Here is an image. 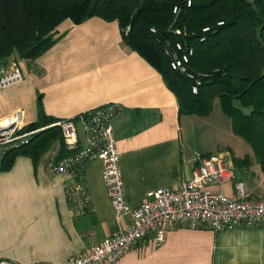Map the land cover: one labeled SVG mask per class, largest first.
Segmentation results:
<instances>
[{
  "label": "crops",
  "instance_id": "0c3cea01",
  "mask_svg": "<svg viewBox=\"0 0 264 264\" xmlns=\"http://www.w3.org/2000/svg\"><path fill=\"white\" fill-rule=\"evenodd\" d=\"M122 35L115 20L92 16L74 24L64 19L49 49L33 60L18 59L24 77L0 89V115L20 111L23 126L36 120L38 94L45 114L58 120L117 104L111 126L124 198L131 207L144 202L149 190L176 187L190 177L195 158L204 154L190 148L187 136L195 122H202L209 135L219 137L220 149L229 146L221 157L233 172L229 180L209 187L230 195L239 180L250 197L263 198L264 173L249 145L232 141L231 120L220 103L216 109L212 102L204 116L179 113L162 75ZM57 150L53 143L36 160L17 155L0 170V260L60 264L115 229L101 161H89L80 174L57 172L50 168ZM234 157L241 161L235 163ZM128 220L121 218L123 225ZM115 264H264V225L218 231L173 225L160 245L146 237Z\"/></svg>",
  "mask_w": 264,
  "mask_h": 264
},
{
  "label": "trees",
  "instance_id": "16d2710c",
  "mask_svg": "<svg viewBox=\"0 0 264 264\" xmlns=\"http://www.w3.org/2000/svg\"><path fill=\"white\" fill-rule=\"evenodd\" d=\"M92 16L117 21L124 43L175 94L179 113L204 116L218 98L233 133L250 144L264 173V0H0V63L35 59L55 43L54 30L64 19L78 24ZM187 47L193 53L185 70L173 69L172 54ZM57 120L45 114L38 94L36 120L18 132L43 129L2 152L0 170L17 155L36 160L53 143L56 160L74 153L59 126H49Z\"/></svg>",
  "mask_w": 264,
  "mask_h": 264
},
{
  "label": "built area",
  "instance_id": "2783aa9c",
  "mask_svg": "<svg viewBox=\"0 0 264 264\" xmlns=\"http://www.w3.org/2000/svg\"><path fill=\"white\" fill-rule=\"evenodd\" d=\"M176 45L180 47V44ZM192 53L190 47L184 48L181 55L173 53L171 67L184 71ZM23 77V72L15 61L0 63V89L21 81ZM191 91L196 93L197 86L193 85ZM92 109L79 114L77 118L60 119L52 124L59 126L66 147L76 151L60 158L50 168L57 172H81L89 161L98 158L116 227L98 243L60 264H115L131 246L146 237L150 236L156 245H160L173 225L186 224L213 231L264 225V197H250L242 181L234 183L233 193L230 195L209 187L233 176L225 160L211 154L195 158L196 164L190 177L181 185L160 186L149 190L144 202L136 207L129 206L124 198L119 152L111 126V119L116 114L118 105L109 103ZM22 127L20 111L0 115V158L2 152L25 135L18 132ZM124 216H129V220L123 225L121 218ZM0 264L13 263L0 260Z\"/></svg>",
  "mask_w": 264,
  "mask_h": 264
},
{
  "label": "rangeland",
  "instance_id": "374dc122",
  "mask_svg": "<svg viewBox=\"0 0 264 264\" xmlns=\"http://www.w3.org/2000/svg\"><path fill=\"white\" fill-rule=\"evenodd\" d=\"M12 59L19 65L18 59H14V58H12ZM214 102H215V104L213 105V107H216V109L219 108L218 107L219 106L218 98L214 99L213 103ZM105 105H102V106H105ZM196 115H198V114H196ZM199 115L202 116L201 114H199ZM22 120H23V117H22ZM49 126H53V125L50 124ZM208 127L209 126L206 125L205 123L195 122L194 123V128H193L194 132H192L191 135L187 136V138H188L187 141L189 143L188 145L190 146L191 149H194V150L197 149L196 151H199L202 154H211V155L223 156L221 153L229 150V146H228V148L226 146V147H222L223 149H220L221 146L218 147V145H217L218 144L217 141L219 140V137L217 135L216 136L209 135ZM42 129L43 128H39V129L31 130V131H28V132H24L25 135L21 136L19 139H17V141H15L16 142L15 145H20V144H24V143L28 142V139H30V137H32L34 134H37L38 132L41 133ZM185 129H186V127H185ZM79 130H80V132H82L80 127H79ZM188 132H189V130H188ZM24 133H22V134H24ZM202 134H204V135H202ZM39 136H41V135H39ZM39 136H37L36 139L39 138ZM235 136L233 135L232 141L236 142L238 140H241L242 143L244 142V144L245 143L248 144L249 145V149H250L251 157H254V153L252 151V148H251L250 144L244 138L242 139V137H240V136H237V135H235ZM211 146L213 147V149L211 150V152H209L208 149H210ZM224 149H227V150H224ZM255 160H256V158H255ZM255 162L259 165V163L257 161H255Z\"/></svg>",
  "mask_w": 264,
  "mask_h": 264
}]
</instances>
